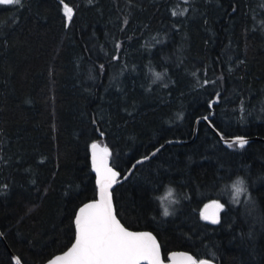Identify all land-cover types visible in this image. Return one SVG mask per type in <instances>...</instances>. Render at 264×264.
Here are the masks:
<instances>
[{
    "label": "trees",
    "instance_id": "16d2710c",
    "mask_svg": "<svg viewBox=\"0 0 264 264\" xmlns=\"http://www.w3.org/2000/svg\"><path fill=\"white\" fill-rule=\"evenodd\" d=\"M194 137L113 190L118 218L166 261L264 264V0L0 4V264L71 247L99 198L93 144L123 178ZM213 201L218 224L201 216Z\"/></svg>",
    "mask_w": 264,
    "mask_h": 264
},
{
    "label": "snow or ice",
    "instance_id": "6c2138e0",
    "mask_svg": "<svg viewBox=\"0 0 264 264\" xmlns=\"http://www.w3.org/2000/svg\"><path fill=\"white\" fill-rule=\"evenodd\" d=\"M61 2L63 3V0ZM19 3L20 0H0V4L4 5ZM64 12L70 20L73 14L72 9L65 5ZM173 14L175 15V13ZM204 119L207 120V117ZM233 143L243 147L247 141L237 138ZM92 148L96 149L97 145L93 144ZM108 156L110 153L107 149H104V155L99 159L94 152V165L100 174L98 181L100 200L80 208L75 219L77 229L75 244L63 257H57L56 261L51 264H57V261H64L65 264H145V262L146 264H163L155 238L150 233L128 231L113 214L111 194L108 189L117 182L116 177L119 173L108 166ZM148 158L145 157V159ZM142 162L137 161V163ZM124 178L127 179V176ZM234 187L239 194L243 190V181L238 180ZM215 206L223 207L218 203H215ZM164 214H169L167 208H165ZM207 218L206 216L205 219ZM212 222L218 223L219 221L213 216ZM201 264H207V262L202 261Z\"/></svg>",
    "mask_w": 264,
    "mask_h": 264
},
{
    "label": "water",
    "instance_id": "95a60500",
    "mask_svg": "<svg viewBox=\"0 0 264 264\" xmlns=\"http://www.w3.org/2000/svg\"><path fill=\"white\" fill-rule=\"evenodd\" d=\"M200 121H203V122H206V123H208V120H205L204 118H201V119H199L197 122H196V127H195V130L197 129V126H198V123L200 122ZM209 124V123H208ZM211 128H212V130L217 134V136H218V138L224 143V144H233V141H236V139L237 138H243L244 140H246L247 141V143L248 142H250V141H252V139H249V138H244V137H235V138H223L214 128H213V126H211V125H209ZM194 139H195V137L192 139V140H190L189 142H176V141H169V142H167L166 144H164L163 146H161V147H159L157 150H155L153 153H155L154 155H153V153L152 154H150L148 157V159H145V158H143V159H140V160H137V161H143L142 163H137V161L133 164V165H135V167H133V165H132V167L130 168V170L127 172V174L125 175V176H127V179H125L124 177L123 178H119V175L116 177V181L117 182H115V183H113L112 185H111V187L108 189V192H110V194H111V203H112V209H113V214L115 215V217H116V219L120 222V224L121 225H123V227L124 228H126L128 231H130V232H134V233H150L154 238H155V241H156V243L158 244V246H159V250H160V256H161V260H162V262H163V264H201V262L202 261H205V262H207V264H217V263H215L214 261H211V260H202V261H200V262H197L196 261V259H195V257L192 255V254H190L189 252H185V251H174V252H172V253H170L169 254V256H168V260L166 261L165 260V258H164V256H163V252H162V247H161V244H160V242H159V240H158V238L152 233V232H149V231H134V230H131V229H129V228H127L121 221H120V219L118 218V216H117V212H116V207H115V203H114V198H113V190L118 186V185H120V184H122V183H124V182H126L129 178H130V176H131V174H132V172L134 171V169L137 167V166H139V165H141V164H143V163H146V162H148V161H150L160 150H162L163 148H165L166 146H168V145H171V144H176V145H181V144H189V143H192L193 141H194ZM246 143V144H247ZM245 144V145H246ZM96 145H97V148L96 149H93L92 148V164H93V170H94V172H95V174H96V183H97V186H98V193H99V198H98V200H96V201H93V202H89V203H94V202H97V201H99L100 200V184L98 183V181H99V179H100V174L96 171V167H95V165H94V161H93V155H94V152H95V155H96V157H97V159H99L100 157H102L103 155H104V149L105 148H103L100 144H98V143H96ZM107 162H108V166L110 167V168H112L113 169V171H115V172H117V173H119L115 168H113L112 167V165H111V163H110V159H109V157L107 158ZM129 172L131 173L130 175H129ZM215 201H213V202H210V203H208V204H206L203 208H202V210H201V216H202V218H203V220L204 221H206L207 223H211V224H218L220 221H221V215H222V208H217L216 206H215V203H218L219 205H222L221 203H219V202H215ZM89 203H87V204H89ZM86 205V204H85ZM82 207H84V206H82ZM81 207V208H82ZM80 210V209H79ZM79 210H78V212H77V215L79 214ZM76 215V216H77ZM208 217L207 219H205V217ZM213 216H215L217 219H218V223H213L212 222V218H213ZM76 219V218H75ZM76 236H77V229H76ZM0 238L2 239V240H4V235H3V233H2V231H1V229H0ZM5 241V240H4ZM75 242H76V237H75V241H74V243L71 245V247L68 249V250H66L65 252H63V253H61V254H58V255H56V256H54V257H52L50 260H48L46 263H44V264H51V262H53V261H56V258L57 257H63L64 256V254L65 253H67L71 248H72V246L75 244ZM11 257H12V259H13V263L14 264H17V261H19V264H23L22 263V261H21V259L15 254V253H13L12 251H11ZM189 258H191V259H189ZM57 264H65V262L64 261H57ZM145 264H146V262H145Z\"/></svg>",
    "mask_w": 264,
    "mask_h": 264
},
{
    "label": "rangeland",
    "instance_id": "374dc122",
    "mask_svg": "<svg viewBox=\"0 0 264 264\" xmlns=\"http://www.w3.org/2000/svg\"><path fill=\"white\" fill-rule=\"evenodd\" d=\"M242 200L246 201V200H249V199H247V198H243Z\"/></svg>",
    "mask_w": 264,
    "mask_h": 264
}]
</instances>
